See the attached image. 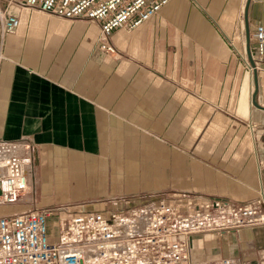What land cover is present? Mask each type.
<instances>
[{"label":"crops","instance_id":"obj_1","mask_svg":"<svg viewBox=\"0 0 264 264\" xmlns=\"http://www.w3.org/2000/svg\"><path fill=\"white\" fill-rule=\"evenodd\" d=\"M245 2L169 0L115 27L113 52L93 19L11 5L20 22L7 34L0 25V158L28 150L32 178L0 215L52 208L56 239L60 218L107 212L114 196L264 198V60L253 34L264 0H250L246 24ZM189 241L196 260L264 264V222Z\"/></svg>","mask_w":264,"mask_h":264},{"label":"built area","instance_id":"obj_2","mask_svg":"<svg viewBox=\"0 0 264 264\" xmlns=\"http://www.w3.org/2000/svg\"><path fill=\"white\" fill-rule=\"evenodd\" d=\"M168 1L0 0L1 33H12L18 26L20 19L9 11L17 4L69 19H93L99 25L100 47L113 52L109 34L115 27L137 25L156 15ZM253 34L256 58L264 60L263 22L257 23ZM247 64L251 69L258 67ZM31 172L28 150L1 157L0 203L17 202L30 192ZM130 202L129 197L114 196L107 212L81 210L66 215L60 218L56 239H50L48 232L52 208L0 215V264H214L193 259L189 241L192 234L264 222L262 197L250 203L218 197L191 203L166 199L137 205ZM217 264L237 263L224 257Z\"/></svg>","mask_w":264,"mask_h":264},{"label":"water","instance_id":"obj_3","mask_svg":"<svg viewBox=\"0 0 264 264\" xmlns=\"http://www.w3.org/2000/svg\"><path fill=\"white\" fill-rule=\"evenodd\" d=\"M249 2H250V0H246V2L244 4V8H243V10H244V17H245V24L247 23V12H248L247 7H248ZM246 38L247 39L249 38L248 24H247V34H246ZM251 62H252V65H254V62L253 61H251Z\"/></svg>","mask_w":264,"mask_h":264},{"label":"rangeland","instance_id":"obj_4","mask_svg":"<svg viewBox=\"0 0 264 264\" xmlns=\"http://www.w3.org/2000/svg\"><path fill=\"white\" fill-rule=\"evenodd\" d=\"M55 195V194H54ZM53 201H54V203H58V204H62L63 202L62 201H60V200H58V199H56V198H53ZM61 202V203H60ZM64 204V203H63ZM66 204H68V203H66ZM70 211L72 212V211H76V208H74V207H72L71 209H70ZM79 211V210H78ZM78 211H76V212H78Z\"/></svg>","mask_w":264,"mask_h":264},{"label":"bare ground","instance_id":"obj_5","mask_svg":"<svg viewBox=\"0 0 264 264\" xmlns=\"http://www.w3.org/2000/svg\"><path fill=\"white\" fill-rule=\"evenodd\" d=\"M8 155H11V154H8ZM15 155H16V154H15ZM17 155H20V153H19V154L17 153ZM9 162H10V161H9ZM13 162H15V161H13ZM15 163H16V162H15ZM8 165H9V164H8ZM12 165H13V164H12ZM28 166H29V165H28Z\"/></svg>","mask_w":264,"mask_h":264}]
</instances>
